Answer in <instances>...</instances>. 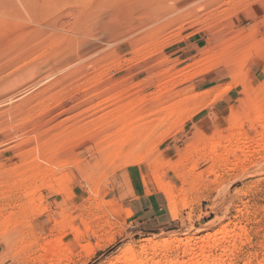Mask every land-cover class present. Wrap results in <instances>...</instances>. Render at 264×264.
Listing matches in <instances>:
<instances>
[{
  "label": "rangeland",
  "instance_id": "rangeland-1",
  "mask_svg": "<svg viewBox=\"0 0 264 264\" xmlns=\"http://www.w3.org/2000/svg\"><path fill=\"white\" fill-rule=\"evenodd\" d=\"M8 1L0 264H264V0L146 2L132 41L103 0ZM143 191L167 229L131 214Z\"/></svg>",
  "mask_w": 264,
  "mask_h": 264
},
{
  "label": "bare ground",
  "instance_id": "bare-ground-1",
  "mask_svg": "<svg viewBox=\"0 0 264 264\" xmlns=\"http://www.w3.org/2000/svg\"><path fill=\"white\" fill-rule=\"evenodd\" d=\"M1 1H5V2H7L8 0H0V2ZM104 1V5L102 6L104 9H102L103 11L105 10V9H107V11L108 12H103V16H101L102 18H100V19H97L98 20V22H99V24H100V27H102V29H104L105 31H109V32H112L111 30H119L118 28H120V25L121 24H123V22H124V20L123 19H127L129 22H130V19H131V21L134 19L133 18V14H135V15H140V16H142L143 17V14H144V11H143V7L144 8H147L148 7V5H147V3L146 2H156L157 4H159L160 6H162L163 5V2L164 1H160V0H103ZM201 1V0H200ZM2 2V3H3ZM11 2H14L15 4H21V5H23L24 6V8L26 7V6H30V5H32L33 3H35L36 2V0H11ZM167 2V1H166ZM188 2V1H187ZM202 2V1H201ZM208 2V1H207ZM206 2V3H207ZM8 3H9V1H8ZM177 3V2H176ZM194 3V2H193ZM205 3V2H204ZM185 5H186V3H184ZM207 4H210V3H207ZM3 5V4H2ZM6 5V4H5ZM9 5H11L10 3H9ZM20 5V6H21ZM196 5V4H195ZM194 5V6H195ZM198 5V4H197ZM165 6V5H164ZM170 6V5H169ZM189 6V5H188ZM199 6V5H198ZM1 7V6H0ZM6 7V6H5ZM13 7V6H12ZM30 7H32V6H30ZM166 7V6H165ZM27 8V7H26ZM149 8V7H148ZM207 8V7H206ZM20 8H18V10H19ZM139 9V10H138ZM7 10V9H6ZM6 10H4V11H6ZM15 10V9H14ZM9 11V10H8ZM7 11V12H8ZM17 11V10H16ZM16 11H15V13H16ZM21 11H22V9H21ZM140 11H142L143 12V14H139V12ZM18 12V11H17ZM19 12H20V10H19ZM3 13V12H2ZM2 13H0V14H2ZM13 13V12H12ZM81 13V12H80ZM70 14L71 13H66V14H63L64 16H62L61 15V13L59 14V16H60V18H61V26L63 27L64 26V24H63V22H68V20L70 19H68V17L70 16ZM124 14H125V16H124ZM147 14V13H146ZM144 15V20L143 21H146V20H148L147 19V15ZM165 15V14H164ZM58 16V17H59ZM78 16V15H77ZM140 16H139V18H140ZM157 16H158V14H157ZM5 17H7V16H5ZM8 18V17H7ZM75 20L77 19V18H75V17H73ZM80 18V17H79ZM158 18V17H157ZM161 18V17H160ZM11 19H13V17L11 16ZM84 19V22H86V19H87V16L85 17V18H83ZM89 19V18H88ZM18 20V19H17ZM72 20V19H71ZM79 20V19H78ZM140 20L142 21V18H140ZM152 20V19H151ZM150 20V21H151ZM154 20V19H153ZM6 21V20H5ZM54 21V20H53ZM52 21V22H53ZM56 21H58V20H56ZM95 21H96V19H92V21H91V24L92 25H88V24H86L84 27H85V35H86V39L87 40H82V41H86V44L88 45L87 46V48L88 49H92V48H94L95 47V44L93 43V39H94V36L96 35L95 33L96 32H94V30H93V27H95L96 26V24H95ZM76 22V21H75ZM78 22V21H77ZM81 22V21H80ZM135 22V21H134ZM138 22H139V20H138ZM18 23V22H17ZM48 23H51V22H48ZM57 23H59V22H57ZM82 23V22H81ZM88 23V22H87ZM80 24V23H79ZM90 24V23H89ZM24 25V24H23ZM25 25H29V24H25ZM43 25V24H42ZM54 25V24H53ZM59 25H60V23H59ZM128 25V24H127ZM141 25V24H140ZM145 25H147V23L146 22H142V25L141 26H136V25H133V21H132V23H130V25L128 26V28L127 29H125V30H119L120 32H121V35L120 36H122L123 37V39H124V37L126 36V35H132V37L130 38V40L132 41V40H135V38H137V30H140L141 28H144L145 27ZM19 26H21V25H19ZM46 25H44V27H45ZM80 26V25H79ZM83 26V25H82ZM99 26V25H98ZM22 27H24V26H22ZM29 27H31V25L29 26ZM34 27H37V25L36 26H34ZM39 27V26H38ZM43 27V28H44ZM49 27H53V26H49ZM48 27V28H49ZM2 28H5V27H2ZM21 27H19L18 29H15L14 31L16 32V34L15 35H17V34H19V33H17L18 31H19V29H20ZM67 28V27H66ZM72 28H73V26H72ZM81 28V27H80ZM140 28V29H139ZM6 29V28H5ZM34 29V28H33ZM36 29V28H35ZM55 29H56V27H55ZM54 29V30H55ZM68 29H71V28H69L68 27ZM76 29V28H75ZM74 29V30H75ZM84 29V28H83ZM95 29V28H94ZM109 29V30H108ZM122 29V28H121ZM9 30H11V29H9ZM8 30V31H9ZM36 30H38V29H36ZM42 30V29H41ZM53 30V29H52ZM65 30V29H64ZM64 30H62V32L64 31ZM77 30V29H76ZM96 30V29H95ZM24 31V30H23ZM46 31V30H45ZM45 31H43V32H45ZM50 31V30H49ZM71 31H73V30H71ZM11 32H13L12 30H11ZM81 32H84V31H81ZM3 33V32H2ZM22 33V32H21ZM32 33V32H31ZM64 33H65V31H64ZM68 33H70V32H68ZM74 33V32H73ZM114 33V32H113ZM13 34V35H14ZM25 34V33H24ZM77 34V33H76ZM142 34V33H141ZM5 35V34H4ZM33 35V34H32ZM44 35V34H43ZM53 35V34H52ZM81 35H83V33L81 34ZM10 36V35H9ZM20 36V35H19ZM84 36V35H83ZM111 36V35H110ZM1 37H4V36H1ZM7 37V36H6ZM11 37V36H10ZM15 37V36H14ZM14 37H13V39H14ZM17 37V36H16ZM48 37V36H47ZM12 38V37H11ZM18 38V37H17ZM17 38H15V39H17ZM84 38V37H83ZM99 38V37H98ZM12 39V40H13ZM80 39H82V38H80ZM79 39V40H80ZM0 40H2V39H0ZM8 40H10V38L8 39ZM96 40V39H95ZM99 40H102V39H100L99 38ZM99 40H97V41H99ZM11 41V40H10ZM3 42V41H2ZM1 43V42H0ZM18 43H19V41H18ZM98 43V42H97ZM105 43V42H104ZM16 46H17V44H15ZM22 45H24V44H22ZM20 46V45H19ZM26 46V45H25ZM14 47V46H13ZM22 48V47H21ZM18 49V48H17ZM23 49V48H22ZM18 50H20V48L18 49ZM22 52H23V50H22ZM3 53V52H2ZM25 53V52H24ZM15 54V53H14ZM19 54H21V53H19ZM14 56V55H13ZM8 57V56H7ZM4 59V58H3ZM1 62H2V60H0ZM17 61V60H16ZM0 62V63H1ZM9 62V61H8ZM52 65V64H51ZM50 65V66H51ZM3 66V65H2ZM1 66V67H2ZM31 71V70H30ZM174 159V158H173ZM177 162V158L174 160V162L171 164V165H173V164H175ZM132 163V162H131ZM178 165V164H177ZM160 188V187H159ZM162 188V187H161ZM167 188V187H166ZM165 187H163V190L168 194V192H170V187H168V189H169V191H167V189H166ZM169 196V195H168ZM171 196H169V198H170ZM173 209V208H172ZM224 233V232H223ZM222 235V234H221ZM186 239V238H185ZM184 239V240H185ZM187 240H190V238H188V239H186V241ZM180 242H182V240L180 241H177V244L178 243H180ZM159 243V242H158ZM165 245H167L166 243H164ZM164 247V246H163ZM166 248H168V247H165L164 249H166ZM152 250V249H151ZM163 250V249H162ZM165 251V250H164ZM150 253V252H149ZM127 260V259H126ZM142 262V261H141ZM159 262V261H158ZM158 262H155V263H153V264H159ZM261 263H263V262H261ZM130 264H134V262L133 263H130ZM139 264V263H138ZM143 264V263H142ZM167 264V263H166ZM168 264H178L177 262H168ZM180 264V263H179Z\"/></svg>",
  "mask_w": 264,
  "mask_h": 264
},
{
  "label": "crops",
  "instance_id": "crops-1",
  "mask_svg": "<svg viewBox=\"0 0 264 264\" xmlns=\"http://www.w3.org/2000/svg\"><path fill=\"white\" fill-rule=\"evenodd\" d=\"M127 205L135 220L149 231L167 229L172 223V217L166 208L162 193L143 191L133 197Z\"/></svg>",
  "mask_w": 264,
  "mask_h": 264
}]
</instances>
